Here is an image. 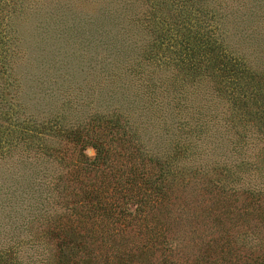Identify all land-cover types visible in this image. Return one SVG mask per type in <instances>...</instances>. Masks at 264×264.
I'll return each mask as SVG.
<instances>
[{
  "label": "trees",
  "instance_id": "16d2710c",
  "mask_svg": "<svg viewBox=\"0 0 264 264\" xmlns=\"http://www.w3.org/2000/svg\"><path fill=\"white\" fill-rule=\"evenodd\" d=\"M147 1L143 19L158 39L148 57L175 41L178 70L205 75L228 101V115L182 122L163 160L146 154L137 128L118 114L59 134L25 120L0 129V160L19 151L65 170L43 187L41 170L15 177L27 157L0 169V178L10 175L6 190L0 185V264H264V72L227 52L204 0ZM24 7L25 0H0L3 73L14 53L10 19ZM97 11L100 19L120 14ZM250 130L263 142L254 154ZM57 136L78 149L48 141Z\"/></svg>",
  "mask_w": 264,
  "mask_h": 264
},
{
  "label": "rangeland",
  "instance_id": "374dc122",
  "mask_svg": "<svg viewBox=\"0 0 264 264\" xmlns=\"http://www.w3.org/2000/svg\"><path fill=\"white\" fill-rule=\"evenodd\" d=\"M200 4L212 16L227 52L250 70L264 72V0H204ZM101 7L113 13L118 8L120 14L97 18ZM149 9L147 0H25L23 13L10 19L12 68L3 73L0 67V129L25 120L39 127L44 123L59 134L86 124L93 116L118 114L137 128L146 154L163 160L171 140L186 129L182 122H191L196 115L220 119L228 115V101L213 90L205 75H182L178 70L175 41L167 48V42L163 43L157 56L148 57L149 45L158 41L151 24L143 19ZM163 25L167 28L169 23ZM3 115L11 118L6 121ZM247 134V153H257L263 142L253 130ZM48 141L78 149L61 136ZM18 152L0 160V169H8L20 155L27 157L15 166L19 168L15 177L26 178L41 170L46 175L40 178L43 187L47 177L65 171L52 159ZM83 152L94 155L91 147ZM9 178L1 172L2 189L6 190ZM16 206L18 213H26ZM19 236L27 235L22 231ZM27 252L23 248V257Z\"/></svg>",
  "mask_w": 264,
  "mask_h": 264
}]
</instances>
